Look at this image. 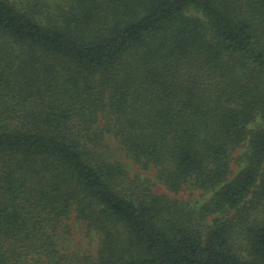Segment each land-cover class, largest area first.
Instances as JSON below:
<instances>
[{
  "label": "trees",
  "instance_id": "1",
  "mask_svg": "<svg viewBox=\"0 0 264 264\" xmlns=\"http://www.w3.org/2000/svg\"><path fill=\"white\" fill-rule=\"evenodd\" d=\"M0 264H264V0H0Z\"/></svg>",
  "mask_w": 264,
  "mask_h": 264
},
{
  "label": "rangeland",
  "instance_id": "2",
  "mask_svg": "<svg viewBox=\"0 0 264 264\" xmlns=\"http://www.w3.org/2000/svg\"><path fill=\"white\" fill-rule=\"evenodd\" d=\"M106 141H107V144L109 146V149H110L112 156L116 160L120 161L125 166V168L127 169L128 173L131 176L138 174V176H140L141 178H147V179L151 180L152 182H153V180H155L153 169L143 170L140 167V165L135 163L131 158L127 157V155L124 153V151L118 145L117 141L115 139H113L111 136H108ZM155 188L159 192L167 193L165 188H163L160 185L156 186ZM177 197H181V198L189 199V200H200V201H202L208 197V194L201 195L198 192L191 193L189 191H186V192H182L181 196H177ZM74 219H75L74 214H71L70 224L72 225V228H71L72 233H71V235L68 236V240L66 242L68 244L69 248L77 247V248L87 249L89 251L95 250L97 245H96V242L94 241L93 237L86 234L85 231L82 230L83 229L82 224H80L79 221H76Z\"/></svg>",
  "mask_w": 264,
  "mask_h": 264
}]
</instances>
